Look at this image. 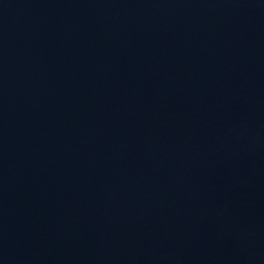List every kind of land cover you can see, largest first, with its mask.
Returning a JSON list of instances; mask_svg holds the SVG:
<instances>
[{
    "label": "water",
    "instance_id": "water-1",
    "mask_svg": "<svg viewBox=\"0 0 264 264\" xmlns=\"http://www.w3.org/2000/svg\"><path fill=\"white\" fill-rule=\"evenodd\" d=\"M0 264H264V0H0Z\"/></svg>",
    "mask_w": 264,
    "mask_h": 264
}]
</instances>
